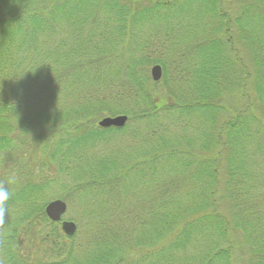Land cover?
I'll use <instances>...</instances> for the list:
<instances>
[{"label": "trees", "instance_id": "obj_1", "mask_svg": "<svg viewBox=\"0 0 264 264\" xmlns=\"http://www.w3.org/2000/svg\"><path fill=\"white\" fill-rule=\"evenodd\" d=\"M225 1L0 0V264H264V0Z\"/></svg>", "mask_w": 264, "mask_h": 264}, {"label": "rangeland", "instance_id": "obj_2", "mask_svg": "<svg viewBox=\"0 0 264 264\" xmlns=\"http://www.w3.org/2000/svg\"><path fill=\"white\" fill-rule=\"evenodd\" d=\"M248 1H250V0H226L225 1V8L232 15H237L239 13L240 9L243 7V5L245 3H247ZM258 25H259V28L260 27L264 28L263 23H258ZM204 32H205V30L203 31L202 34H204ZM242 50H243V54H246L244 51V48ZM151 69H149L150 74H151ZM162 78H163V76H162ZM246 105H247V102H245L244 99H242L238 95L236 97L235 96H227L225 99L224 106H226V108H228V112L225 114V116L223 118H229L232 115V113L244 108ZM106 118H108V117H106ZM128 122H129V117H128ZM128 122H127V124H128ZM127 124H126V126H127ZM170 169H171V164L168 163L166 171H170ZM174 170H176V169L174 168ZM136 179H138V175L134 176V180H136ZM142 182L143 183L140 184V186L146 187L148 185L147 184L148 178L145 177ZM135 184H136V186L139 185L137 182ZM67 206H68V210H67L66 215L63 218V221H67V222L72 221L73 222L74 221L73 219L76 216L75 209H74V207H70L69 204H67ZM224 207H225V205L222 204L221 205L222 211H226V214H228L227 209ZM232 243H233V247H234L233 255H234L236 264H247L249 257H248V251L246 249V246H245L246 244H245L244 240L241 238V236L239 234H237V235L233 234L232 235Z\"/></svg>", "mask_w": 264, "mask_h": 264}, {"label": "water", "instance_id": "obj_3", "mask_svg": "<svg viewBox=\"0 0 264 264\" xmlns=\"http://www.w3.org/2000/svg\"><path fill=\"white\" fill-rule=\"evenodd\" d=\"M163 70L161 66H154L151 69V77L154 83H159L162 80ZM128 122L127 116L108 117L99 122V127L104 130L108 129H124ZM68 206L61 200H56L49 203L45 209L47 218L52 223H62V231L65 236L72 238L77 233V226L73 222H63V218L66 215Z\"/></svg>", "mask_w": 264, "mask_h": 264}, {"label": "clouds", "instance_id": "obj_4", "mask_svg": "<svg viewBox=\"0 0 264 264\" xmlns=\"http://www.w3.org/2000/svg\"><path fill=\"white\" fill-rule=\"evenodd\" d=\"M15 183L16 177L14 175L8 176L4 182H0V224L5 223L9 214V204L13 199L10 185Z\"/></svg>", "mask_w": 264, "mask_h": 264}]
</instances>
